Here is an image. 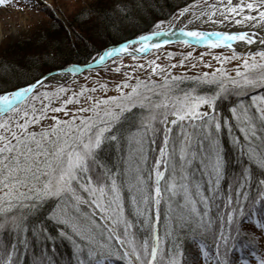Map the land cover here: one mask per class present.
Listing matches in <instances>:
<instances>
[{
    "label": "trees",
    "instance_id": "1",
    "mask_svg": "<svg viewBox=\"0 0 264 264\" xmlns=\"http://www.w3.org/2000/svg\"><path fill=\"white\" fill-rule=\"evenodd\" d=\"M195 1L116 0L110 4V0L108 5L103 2L90 4L76 14L72 22L51 20L49 29L39 36L41 44L34 42L32 37L24 38V41L14 46L9 44L1 51L0 95L29 84L49 71L69 64L88 63L107 46L153 31L158 22L169 20L176 11ZM75 81L51 86L52 102H62L60 111L64 114L70 104H80L87 98L85 84L80 89L71 87ZM190 84L184 81L175 86L174 96ZM195 91L202 95L211 93L212 89L199 86ZM158 92L161 91L157 88ZM40 93H43L40 95L42 102L49 100L51 91L41 88L5 116H11L21 108H32ZM231 94L215 100V108L209 116L181 122L170 134L167 166L160 182L158 249L154 264L165 263L164 259L169 256L176 258V264H221L222 258L233 264L237 252H249L250 241L241 235L238 240L230 241L229 230L252 216L264 222L260 213L264 210V123L256 122L250 126L242 124L245 122L236 123L242 106L237 101L240 97ZM96 102L89 103L95 105ZM150 104L153 106L136 104L119 111L111 122L105 113L88 119L98 120L90 122L94 131L104 128L105 131L83 175L87 178L95 170L100 177L98 183L104 184L108 190L117 188L130 236L147 246H150L152 236L154 170L163 144L162 123L169 114L166 104L160 106L156 101ZM84 109L77 107L72 116L68 111L70 115L67 113L66 122L53 116L58 121L53 124L57 134L52 131V125L44 123L48 116L35 121L34 114L31 115L29 128L26 124L15 144L16 152H20L17 161L20 158L24 172L29 171L37 159L33 158L32 147L42 146L40 138L46 136L49 139L52 133L56 137L63 133L68 136L70 132L74 135L81 121H88L85 115L80 116ZM98 109L99 106L96 112ZM150 117L153 121L146 122ZM67 136L60 138L68 143ZM33 137L36 138L31 141ZM42 158L41 163L47 171L51 163L46 166L45 155ZM0 172L3 173L0 177L5 175L6 182L11 181L5 169L2 171L0 167ZM39 185L33 194L23 191L17 198L8 200L4 196L0 201V220L7 217L0 225V263L9 257L8 264H82L84 259L88 264L96 257L104 256L113 264L122 261L130 264L108 229L91 215L88 207L85 210V205L78 206L65 194L48 199L43 185ZM108 207H112L111 203ZM78 209L83 210L82 215ZM20 217L13 232L14 220ZM71 220L73 232L66 226ZM88 221L97 224L104 240L95 241L97 235ZM113 224L124 239L119 223L115 221ZM83 237L86 240L83 241ZM94 245L98 246L97 249Z\"/></svg>",
    "mask_w": 264,
    "mask_h": 264
},
{
    "label": "rangeland",
    "instance_id": "2",
    "mask_svg": "<svg viewBox=\"0 0 264 264\" xmlns=\"http://www.w3.org/2000/svg\"><path fill=\"white\" fill-rule=\"evenodd\" d=\"M109 1L29 0L27 6L19 0H1L0 53L9 44L14 46L24 41V38L29 39L32 37L34 42L41 44L42 38L39 36L49 29L48 25L50 24L48 22L51 20L65 23L72 22L73 17L81 10L87 9L90 4H96V2L101 4L103 2L108 5ZM111 1L110 4L116 0ZM173 24H186L197 29L257 27L258 25H264V0H197L176 11L169 20L158 22L155 30H162ZM76 77H73L76 81L71 87L80 89L81 85L85 84L88 95L85 101L81 102L80 100L78 102H81L80 104L73 102L70 107H66V115L60 111L62 102H52L54 93L51 86H57V84L47 83L39 87L38 90L43 88L51 91L49 100L42 102L40 95L43 93H40L35 97L36 101L32 104V108L28 110H22L23 108H21V111L13 112L11 116H5L7 114L5 113L0 117V167L2 171L5 169V174L11 176L10 182H6L5 175L0 177V201L4 196L9 198L8 200L17 198L19 193L23 191L27 194H33L36 186L42 184L44 195L48 199H55L57 196L65 194L78 206L84 200L87 201L84 203L86 204L85 210L88 209L87 205L89 204L95 211L104 210L107 212L106 206L107 215H109L112 222L117 221L119 223L125 239L123 240L126 245V240L128 241L129 251L135 258V263L130 261L128 263L147 264L150 246H147L145 242L139 243L130 236L129 224L119 205L117 188L111 187L108 190L104 184L98 183L100 177L95 170L87 178L83 177L86 173L84 169L88 166L89 161L92 162L101 134L105 131V128L94 131L91 128V123L98 122V120L88 119H92V116L96 118L98 115L105 113L108 114L107 116L111 119V122L114 114L119 111L136 104L150 107L153 106L150 103L154 101L160 106L166 104L168 106L166 112L169 114H175L176 112L187 115L191 106H195L194 114L204 113L207 115L215 108V100L232 92L233 97L235 95L240 97V99L237 98V101L239 100L242 106L236 116V123L245 122L242 124L248 126L256 122L264 123V53L253 52L247 55H238L228 50L174 44L152 50L140 57H114L103 65L86 71L85 75L83 72L79 75V78L76 79ZM184 81L191 84L182 87L183 92L174 96L175 86L181 85ZM67 82L64 84H67ZM199 86L212 89V92L204 96L198 95L195 90ZM157 88L161 92L156 93ZM101 99L102 102L100 103ZM95 101H97L95 105L89 103ZM36 103L39 104V107L36 106ZM98 106L99 109L96 112ZM77 107L86 108L84 113L80 111V116L85 115L88 121L82 120L79 125L80 128L74 135L70 132L68 136L66 133L59 137L54 136V133L57 134L54 132V125L58 122L57 120L66 122L67 113L70 115L69 112H71L70 116H72ZM25 115L28 116V119ZM31 115L34 116L35 121L48 116L47 119H44V123L52 125L51 129L54 133L51 137L49 136V139L46 136L40 138L39 144L42 143L41 147H32V155H35L33 158L37 159L33 162L34 165L31 166L30 170L24 172L20 158V163L17 161L20 152H16L15 144L18 135L21 136L26 124L29 128ZM146 116L150 115L147 114ZM145 121L151 122L153 119L150 117ZM58 132L62 133V131ZM65 136H67V141L69 139L68 143L65 142V139L60 138ZM35 138H31V141ZM16 153L17 156H14ZM26 154L28 155V151ZM42 155H45L46 166L51 163L47 171L44 164L41 163L43 160ZM163 158L164 155H162L161 161ZM155 170L156 174L159 173L161 165ZM40 187L41 185L38 186L37 193ZM110 203L112 207L109 208ZM88 210L91 213L90 209ZM78 211L81 215L83 214V210L78 209ZM262 212L260 213L264 216V210ZM1 218L0 225L7 217ZM20 220L21 217L14 220L11 227L13 232L16 231V221ZM72 222L73 220L68 222L66 226L73 232L70 227ZM88 225L95 230L96 234L94 235H97L95 241L105 239L96 223L88 221ZM229 233L230 241L238 240L240 235L250 241L249 252L244 251L242 254L237 252L238 257L234 258L231 263L248 264L252 257H258L260 259L259 264H264V222L252 216L243 224H238L235 229L229 230ZM84 240H86L85 237H83ZM93 247L97 249L98 246L94 245ZM118 248L120 247L118 246ZM47 251L51 253L50 250L47 249ZM257 252L260 253L257 254ZM220 256L222 257L223 254H220ZM241 257L244 258L243 263H240L239 258ZM7 259L6 262L0 264H7L9 257ZM85 260L82 264H87V260ZM164 261L165 263L162 264H176L174 256H169ZM88 264H113V262L102 256L96 257ZM120 264H125V262L122 261ZM221 264H228V261L222 258ZM251 264L258 263L253 262Z\"/></svg>",
    "mask_w": 264,
    "mask_h": 264
},
{
    "label": "water",
    "instance_id": "3",
    "mask_svg": "<svg viewBox=\"0 0 264 264\" xmlns=\"http://www.w3.org/2000/svg\"><path fill=\"white\" fill-rule=\"evenodd\" d=\"M160 39L157 42L155 47H160L166 44L174 43L177 41L190 43L197 46H210V47H219V48H226L229 49L235 53L238 54H248L253 51H264V40L258 39L254 40V37H250L246 33H238L237 35H230L229 37L225 35V33H219L217 31H189V30H182V31H167L162 32L160 34ZM264 36V35H263ZM236 41H243V45L238 46L236 45ZM116 55V53H104L101 55L97 60H95L92 63L86 64V65H72L69 67H65L63 69L53 71L51 73H48L38 79L37 81L33 82L32 84L26 86L22 89H18L14 92L12 97L7 99L5 102L0 101V107L4 106L2 103H5V107L3 109H7L23 98H25L34 88L39 86L41 83H43L47 77L50 75H53L58 72H63L68 76V79L72 77L73 75L80 73L83 70L90 69L92 67L98 66L107 59L113 57ZM2 104V106H1ZM99 217V216H98ZM99 219L110 228L111 233L114 235V238L117 240V243L119 244L120 248L124 251H126V248L124 246V243L117 237L115 230L113 226H111L108 222H104L100 217ZM127 255L130 257L133 263H135L134 258L131 256L130 253L127 252Z\"/></svg>",
    "mask_w": 264,
    "mask_h": 264
},
{
    "label": "bare ground",
    "instance_id": "4",
    "mask_svg": "<svg viewBox=\"0 0 264 264\" xmlns=\"http://www.w3.org/2000/svg\"><path fill=\"white\" fill-rule=\"evenodd\" d=\"M172 29L174 30H181L186 28V24L183 25H177V24H173L172 26H170ZM229 33H239V32H244V33H248L250 35V37H254V40H258V39H263L264 40V25H258L257 27H251L248 26L246 27H232ZM215 31L221 32L223 30H219V29H215ZM159 36L158 34L155 33H149L144 37H139L135 36L132 37L130 39L127 40H123L121 41V44H118L117 47H111L108 50H106V53L109 52L110 54L112 52H124L127 54L133 53V54H145L146 52L149 53L151 51V49H153L157 42L159 41ZM242 41L241 42H237L236 45H242ZM105 53V54H106ZM68 74V73H67ZM63 72H58L55 73L53 75H50L49 77L46 78L45 82L48 83H52V84H61L62 82H64L69 75H67ZM2 106V104H1ZM2 106L0 107V111L3 110ZM176 117V116H175ZM175 117H171V118H167L165 123H163L166 135L169 131V129L171 128V126L178 120V116ZM155 202L158 199V192L157 190L155 191ZM96 214H98L100 216V218L104 221L107 222L108 221V216L107 213L102 210V211H95Z\"/></svg>",
    "mask_w": 264,
    "mask_h": 264
}]
</instances>
